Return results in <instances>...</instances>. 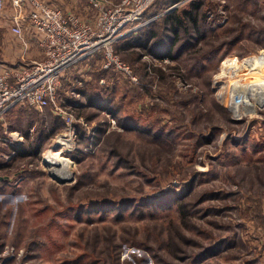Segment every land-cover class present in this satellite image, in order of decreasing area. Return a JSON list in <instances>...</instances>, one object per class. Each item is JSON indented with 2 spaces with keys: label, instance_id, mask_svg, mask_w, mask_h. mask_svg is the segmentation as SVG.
I'll return each mask as SVG.
<instances>
[{
  "label": "rangeland",
  "instance_id": "1",
  "mask_svg": "<svg viewBox=\"0 0 264 264\" xmlns=\"http://www.w3.org/2000/svg\"><path fill=\"white\" fill-rule=\"evenodd\" d=\"M160 1L113 47L136 82L95 59L62 80L70 149L56 146L63 115L14 108L0 121V264H264V104L234 115L228 103L231 65L264 55V0H200L194 41L163 24L193 0ZM54 150L72 164L64 183L43 165Z\"/></svg>",
  "mask_w": 264,
  "mask_h": 264
},
{
  "label": "built area",
  "instance_id": "2",
  "mask_svg": "<svg viewBox=\"0 0 264 264\" xmlns=\"http://www.w3.org/2000/svg\"><path fill=\"white\" fill-rule=\"evenodd\" d=\"M88 1L92 9L90 19L68 14L46 0H0V15L7 7L10 10L11 34L25 51L37 49L41 56L11 65L0 63V121L14 108L63 115L66 132L57 144L64 141L59 146L64 149L74 145L75 122L73 112L56 103L62 80L68 71H77L95 59L102 70L136 82L132 69L121 61L113 47L147 24L143 20L145 14L160 0ZM167 1L172 2L173 10L188 0ZM9 136L13 143L23 139L20 132Z\"/></svg>",
  "mask_w": 264,
  "mask_h": 264
},
{
  "label": "bare ground",
  "instance_id": "3",
  "mask_svg": "<svg viewBox=\"0 0 264 264\" xmlns=\"http://www.w3.org/2000/svg\"><path fill=\"white\" fill-rule=\"evenodd\" d=\"M250 59L242 64L231 65L230 67L229 72L231 75L237 77L229 86L228 103L234 115L241 113L246 115L255 114L257 107L264 104V55ZM64 144L65 142L61 141L60 145L57 144L56 146ZM43 161L48 163V169L57 179L68 181L71 178L72 164L68 158L62 156L60 150L46 152Z\"/></svg>",
  "mask_w": 264,
  "mask_h": 264
},
{
  "label": "trees",
  "instance_id": "4",
  "mask_svg": "<svg viewBox=\"0 0 264 264\" xmlns=\"http://www.w3.org/2000/svg\"><path fill=\"white\" fill-rule=\"evenodd\" d=\"M160 2H163V1H160ZM189 4H190L189 5L190 8L186 11H183V13L181 15H175L177 13V11H174L173 16L170 15V17L168 19L163 21V24L166 25L168 28V33H170L171 36L173 37V41H177L178 37L180 38V36H182V34H183V36H186L188 34V41H190L191 39H192V41H194V40H197L199 37L204 36V33H203L204 28H205L204 23H205L207 14L205 15L201 11L203 4L201 3L200 0L199 1L193 0L192 3H189ZM148 27L146 26L144 28V30ZM140 33H138V31H136L135 33H133L131 35V38L136 37ZM118 42H116L115 44H117ZM147 42H148V39L144 41L145 45L144 44L142 45L146 49H147V46H146ZM173 46H174V44H173ZM161 48H159L160 50H157L155 56L164 54L163 51L161 50ZM124 50H127V49H124ZM166 54H169V52ZM80 94H83V92L81 91ZM65 100L66 101L63 105L66 107H72V105H70V104H72L74 101H76L75 98H72L70 96H66ZM88 100L90 101L91 104L95 102V99H92L90 97V95L88 96ZM96 105L99 106V104H96ZM24 110H27V109H24ZM27 111H31V110H27ZM36 115H38V114H36ZM56 118H58V117H55L54 119L56 120ZM121 246L122 245H120L117 248L118 249V252L116 253L117 261L119 260V252H120ZM195 264H198V263H195Z\"/></svg>",
  "mask_w": 264,
  "mask_h": 264
},
{
  "label": "crops",
  "instance_id": "5",
  "mask_svg": "<svg viewBox=\"0 0 264 264\" xmlns=\"http://www.w3.org/2000/svg\"><path fill=\"white\" fill-rule=\"evenodd\" d=\"M52 3L53 5L60 7L65 11L66 13L70 14H77L75 13L76 4L79 1V4L83 5H89L88 0H46ZM115 2L118 0H114ZM79 15V14H77ZM0 19V22L3 21L5 27L0 30V35L2 33L3 38L2 41H0V48L2 50V56H4V61L2 62L7 65L16 64L22 61V59H38L40 58V53L37 49H31L29 51H25L24 47L18 42V40L11 34L10 32V24H9V16H10V10L7 7L5 12H3ZM82 17V15H79ZM83 18V17H82ZM82 72V68L76 70H73L70 75L79 74ZM50 112L49 110H45L44 113ZM36 114H41V112H37ZM53 114V113H52ZM51 114V115H52ZM54 115V114H53Z\"/></svg>",
  "mask_w": 264,
  "mask_h": 264
},
{
  "label": "water",
  "instance_id": "6",
  "mask_svg": "<svg viewBox=\"0 0 264 264\" xmlns=\"http://www.w3.org/2000/svg\"><path fill=\"white\" fill-rule=\"evenodd\" d=\"M43 165L48 166V163H46V162L43 161ZM52 179H53V180H56L58 183L66 182V181L59 180V179H57V178L54 177V176H52Z\"/></svg>",
  "mask_w": 264,
  "mask_h": 264
}]
</instances>
